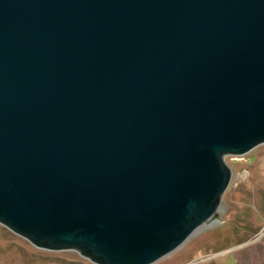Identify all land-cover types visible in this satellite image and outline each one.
Listing matches in <instances>:
<instances>
[{
  "label": "water",
  "instance_id": "water-1",
  "mask_svg": "<svg viewBox=\"0 0 264 264\" xmlns=\"http://www.w3.org/2000/svg\"><path fill=\"white\" fill-rule=\"evenodd\" d=\"M263 144L264 0H0V224L36 247L155 264Z\"/></svg>",
  "mask_w": 264,
  "mask_h": 264
},
{
  "label": "rangeland",
  "instance_id": "rangeland-1",
  "mask_svg": "<svg viewBox=\"0 0 264 264\" xmlns=\"http://www.w3.org/2000/svg\"><path fill=\"white\" fill-rule=\"evenodd\" d=\"M224 161L233 175L216 217L155 264H264V144ZM0 264L96 263L77 250L40 249L0 224Z\"/></svg>",
  "mask_w": 264,
  "mask_h": 264
}]
</instances>
